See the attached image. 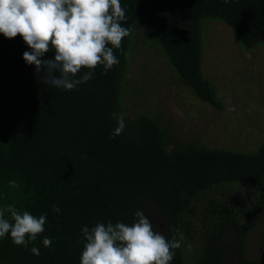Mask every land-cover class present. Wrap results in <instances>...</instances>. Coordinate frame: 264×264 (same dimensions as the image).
<instances>
[{"label":"trees","instance_id":"obj_1","mask_svg":"<svg viewBox=\"0 0 264 264\" xmlns=\"http://www.w3.org/2000/svg\"><path fill=\"white\" fill-rule=\"evenodd\" d=\"M121 5L128 17L123 26L132 31L115 50L120 63L107 74L98 66L92 79L72 91L44 83L23 59L30 50L23 38L0 33V207L47 214L45 232L27 250L10 235L0 239V264H80L83 226L131 224L137 210L168 238L169 226L179 229L181 248L170 264H264V252L257 258L245 254L247 235L264 215V141L255 153L202 142L170 147L171 128L149 114L132 119L124 107L135 47L156 45L183 85L222 109L202 73V22H225L240 46L253 51L264 43V0ZM53 56L50 51L44 58ZM113 112L124 114L126 127L111 139ZM11 180L20 187H10ZM212 189L222 199L212 194L204 201ZM198 234L203 248L188 263L186 240ZM45 236L51 247H44ZM33 246L41 255L31 253Z\"/></svg>","mask_w":264,"mask_h":264},{"label":"clouds","instance_id":"obj_2","mask_svg":"<svg viewBox=\"0 0 264 264\" xmlns=\"http://www.w3.org/2000/svg\"><path fill=\"white\" fill-rule=\"evenodd\" d=\"M127 20L121 0H0V33L9 39L21 36L30 49L23 53L25 63L35 66L44 83L66 91L86 84L98 66L107 74L120 63L115 50L131 34L123 26ZM50 51L54 56L45 59ZM112 118L117 125L110 133L114 139L126 124L122 112H113ZM9 184L20 187L16 180ZM52 211L59 213V206L54 204ZM46 222V213L37 217L8 204L0 207V239L10 235L14 245L27 250L45 232ZM169 230L171 238L156 230L143 210L134 212L131 224L109 220L85 225L80 264H170L183 237L177 238L178 228ZM42 243L52 246L47 236ZM30 251L41 255L35 246Z\"/></svg>","mask_w":264,"mask_h":264},{"label":"rangeland","instance_id":"obj_3","mask_svg":"<svg viewBox=\"0 0 264 264\" xmlns=\"http://www.w3.org/2000/svg\"><path fill=\"white\" fill-rule=\"evenodd\" d=\"M202 30V73L215 87L223 108L201 100L183 85L156 45H138L126 80L132 87L124 101L125 112L132 119L149 114L171 128L170 147L175 142H202L255 153L264 141V43L248 51L231 26L214 18L203 20ZM212 194L222 199L212 189L204 201ZM203 245L200 235L186 240L188 263L196 261ZM263 252L264 215L245 240L248 258Z\"/></svg>","mask_w":264,"mask_h":264}]
</instances>
